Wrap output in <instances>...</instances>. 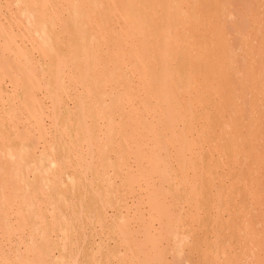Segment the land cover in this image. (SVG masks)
<instances>
[{"label": "rangeland", "instance_id": "374dc122", "mask_svg": "<svg viewBox=\"0 0 264 264\" xmlns=\"http://www.w3.org/2000/svg\"><path fill=\"white\" fill-rule=\"evenodd\" d=\"M33 1L34 0H0V26L3 25L2 28L0 27V30L3 32L2 35L0 31V73L2 74H0V213H3L0 215V264H264V0H236V2L234 0H227L228 2H226V0H210V2L209 0H193L198 15L197 22L199 24L197 29L199 33L197 31L195 37H193L194 46L192 49H188L183 45L180 48L171 47L169 50V55L171 57L169 68L177 72L180 86L187 87V85L190 86L193 83L190 72L191 64L189 65V62H182L183 58L188 57L190 50H195L198 53L202 51L198 59L200 62H195V64L197 65L200 63L199 65L202 69L208 68L211 73V76L203 83L204 90L207 91L206 100L202 105L197 106V108H195L196 110L192 109L193 119L191 123L188 124L189 136H192L190 139H193L192 141L194 142L191 151H189L187 147L185 148V142L175 143L174 146L173 144H169L171 140L170 136H168L169 133L158 123V118L148 119L150 123L153 122L155 124L154 129L157 138L150 135V137H145L143 142L142 140L140 142L134 135V139L131 135L133 124L130 123L131 120L128 117L129 109L125 105L127 109L125 110L122 97L119 98L118 93L121 90L123 91L124 85L126 86L128 82L134 86L137 81H134L132 78H136L134 76L130 77V75H128L129 72H126L124 69L121 71H114V67L118 65L116 63L118 51L116 42L109 41V45H107V42H98V40H94L98 43L94 45L95 42L93 41L92 47L94 48L90 50V57L93 56L90 60L93 59V62L89 61L88 67L84 65L82 70H79L81 68H73L70 64V43L72 38L62 29L66 25L64 20L67 15H69V11L67 12L66 10L67 7H69L68 10L71 11L70 0H49L48 2L52 6L47 4L46 8L48 10L42 6L43 0H35L36 3L32 5L34 3ZM81 1V5L84 7L83 9H85L83 11L85 14H83V16L85 18L82 24L85 25L83 26L85 28L89 26L88 31L92 36L97 33L95 18L99 16L105 17L106 10L113 14V2H115L117 6L129 3H126V0H103L102 2L99 0L98 3L101 7L98 16L94 17L93 15L95 14H92L85 5L86 0ZM95 1L97 2V0ZM195 1H199V4ZM51 2H53V4ZM214 2L218 4L219 2L222 3L223 7L220 4V6L218 4L214 5ZM102 3H104V5H102ZM236 3L239 4V6ZM27 4L29 6H27ZM31 5L33 10L30 8ZM149 5L152 4L149 3ZM102 6H104L103 9L106 6L107 8L103 11ZM180 6L181 9L188 10L185 3L180 4ZM50 8L57 16L52 14ZM231 8L233 10H231ZM24 9L27 12H24ZM215 9L218 10L216 11ZM102 11L105 12V15H101L103 14ZM222 11L224 13H222ZM28 12L32 14L31 17ZM225 13L226 15H223ZM107 14H109L110 17L107 15V17L104 18V20L107 21L104 22L106 27L112 30L111 27L115 28V26H117L116 21H114L115 17L114 14L113 16H111L112 14L110 13ZM53 16H55V18ZM63 16L64 20L62 19ZM86 16L88 19L89 17L92 19L88 21ZM112 17L113 19H111ZM41 18H44L45 22H42ZM30 21L33 22L32 25L30 24L31 27H29L30 25L28 23ZM61 23H63L62 25H64V27L61 26ZM226 23H228V26ZM91 24H94V26ZM203 24H205L204 27ZM3 27L8 28L6 30H8L9 33L7 31L5 33L9 34L10 37L13 36V38L9 36L6 37L4 34L5 30H2L4 29ZM92 27H95V30H93ZM23 29H27V32H29L28 29H30L33 35H31V32L28 34ZM34 29H40L38 31L46 38L44 39V37H41V41L37 40L40 39L38 36L40 34L38 33L36 37L34 35L36 30ZM210 30H212L211 33ZM10 31H15L14 35ZM50 31L53 35L49 34ZM26 34L31 35L32 38H30V36L26 38ZM63 36H65V38ZM223 36L225 38L221 39ZM7 38H9L10 41H8ZM237 38L239 40H237ZM14 39H16V41ZM29 39H32L31 42H34V46ZM49 39L51 43L48 41ZM63 39L64 41H62ZM209 40H212L211 43H214L215 46L214 48L212 46L211 50L206 52L204 49L207 47V44H209ZM100 42L102 46H99ZM52 43L55 44V47H58L53 48ZM35 45L39 48L35 47ZM111 45L112 47H110ZM108 46L110 50H107L109 48ZM101 47H103V50L106 48L105 51H101ZM43 48L48 55L42 52ZM112 49L114 51H112ZM184 49L188 54L184 52ZM97 50L100 51L96 53ZM229 51L230 53H228ZM99 53L100 55L97 56ZM211 54H214V56H211ZM230 54L232 55L230 56ZM102 56H104V59H107L106 61L104 60L105 63L102 61ZM226 57L229 62L226 60ZM94 58L99 60L96 64ZM60 60L63 62L61 63ZM202 62H204V64ZM103 64L105 68L104 66L102 67ZM91 65L93 66L91 67ZM180 66H182V68ZM67 68L70 71L67 70ZM225 68H227V71ZM89 69L90 71H88ZM76 71L82 74V82L78 84H74L71 80L74 74L73 72ZM81 71L89 72V76L85 77ZM108 71L113 74H111L112 76L110 75L109 78H107L108 75L106 74ZM38 72L39 74L36 75ZM59 72L62 73V76H59ZM71 72L72 75L70 74ZM78 72L75 74L78 75ZM226 73L229 75L227 76ZM124 74L128 77H124ZM30 77L33 78L34 82L40 83V88L35 91L36 100L34 101L31 100V87L29 86V89L28 86L26 87V85L31 82ZM122 77L125 79L122 80ZM42 80L43 82H41ZM67 80L70 83H67ZM101 80L102 82H100ZM233 80L241 83L238 84L240 90L236 89L237 83L234 84ZM56 81L59 82L57 83ZM186 81L188 84H186ZM94 82L96 85H93ZM99 82L101 86H99ZM84 84L88 86L85 87ZM109 84L111 86H109ZM67 85L71 87L69 88L70 90L67 88ZM224 85L226 88H224ZM230 86L238 91L239 94L236 92L238 94L237 97L241 96V101L245 97L246 100H244L247 103H245V101L241 102L240 98L238 97V99L236 95L234 98L236 97L235 99L238 101L234 98H229L228 94L232 93L233 90ZM213 88H215V93L213 92L212 94L211 91ZM241 88L245 89L241 91ZM117 90L119 92H117ZM110 91H112V93ZM122 91L120 93H122ZM227 91H230V93H227ZM104 93H106L105 96L103 95ZM97 94L100 98H104L98 100ZM115 94L118 95L116 96ZM233 94H235L234 91ZM233 94L230 95L233 96ZM119 96H121V94ZM214 98L216 101H214ZM225 98L230 104L233 103L232 109L230 108L231 105L229 106L228 104L229 108L226 106L227 103H225L226 107L223 105ZM120 99L121 103H119ZM229 99H231L232 102ZM56 100L59 101L56 103ZM103 100L105 102L101 103ZM116 100L119 101L117 102ZM39 101H41V103L43 102V106L38 105ZM220 101H222V103H219ZM233 101L236 105H234ZM135 102L139 101L137 100ZM36 103L39 107H36ZM86 103L88 104L86 105ZM215 103L216 105L217 103L223 105V110L220 109V106L216 107L214 105ZM239 103L245 108L241 109L242 111L239 109L242 108L238 106ZM97 104L106 106L102 114L103 116L101 114L98 115L102 106L99 107ZM112 104L114 106H112ZM234 106L237 111H240H236L237 113L235 112V114L240 117L239 122L237 121L238 117L234 115ZM41 107H43L45 112H43ZM89 107L93 108L91 110L93 112L88 111ZM36 108H40L38 110H41L42 113H37ZM86 110L90 114L87 113L86 115ZM229 111L232 112L230 113ZM123 113L126 115H123ZM108 114L113 116L108 119L110 117L107 118ZM139 114H142L140 119L145 121V118H147L146 114L142 111L139 112ZM218 114L220 116H218ZM228 114L229 117L227 116ZM230 115L234 116L232 117L233 122L231 121ZM210 116L211 118H209ZM246 120L248 124L245 123ZM117 121L120 122L118 123ZM110 123L115 126L108 125ZM90 125H92V127ZM211 125L214 127L212 128ZM76 126L78 127L77 130H75ZM235 127L238 128L234 129ZM55 128L56 130H54ZM104 128H108L109 131L107 129L106 131ZM214 130L217 132L215 133ZM222 130H224V132L220 133ZM235 130L236 132H234ZM126 131L129 132V134ZM105 133L106 136H104ZM196 133L197 135H195ZM164 135H167L169 139L167 140V137ZM230 136L236 139H232L233 143L232 141L230 142ZM131 137L133 138L132 140L130 139ZM214 137L215 139L216 137L220 138L219 141L214 140ZM127 138L129 139L127 140ZM221 138H227L228 140H222ZM51 139L53 141H51ZM227 141L228 143H226ZM234 141L237 143H234ZM68 143H70V145H68ZM139 143H141V146H139ZM167 143L168 145H166ZM212 143L214 145L216 143V146H212ZM106 144H110V147ZM231 144H237V146L235 145L236 148L233 146L235 150L231 147ZM169 145L170 147H168ZM149 146H151V148ZM220 146L221 148H219ZM137 147H139L140 159L135 158ZM124 148H126V150H124ZM122 149L124 151H121ZM198 150H200V152ZM153 154H155L154 156L156 157H154ZM17 157L19 158L17 159ZM153 157L154 159L156 158L155 161ZM189 158H191L194 163V169L188 167ZM138 159L141 161L142 165L137 164L139 161ZM51 161L52 163L55 161L54 164L56 166L54 164V166L51 165ZM153 161L154 164L152 163ZM201 162L203 163L201 164ZM118 163H120V165H118ZM242 163L243 165H241ZM111 164L113 165L111 166ZM50 165L52 167H50ZM35 175L37 176L35 177ZM71 177H73V179H71L72 181L74 180L73 183H71ZM133 179H136V181ZM3 184L5 185L3 186ZM1 186H3V191ZM95 186H97V188H95ZM19 188H21V190ZM115 188L118 191H116ZM14 190H16L15 193ZM36 191L38 194H36ZM105 193L107 195H105ZM85 195L88 196L86 197ZM19 196L21 199H19ZM47 197L51 202L49 200L47 202ZM69 197L70 200L68 199ZM37 199L41 200L38 201ZM104 199L107 200L105 201ZM3 200L5 201L3 202ZM72 200H74V202ZM101 207L105 208H102V210ZM21 209L24 211H21ZM7 211L9 212L7 213ZM104 214L105 216L102 217ZM5 221L8 224L4 223ZM107 221L109 222L108 224ZM32 229H35V232L32 231ZM44 229L47 230L45 231ZM56 229H58V231ZM11 230L13 231L11 232ZM48 235L49 237L47 238ZM45 238L47 240H45ZM61 238L62 240H59ZM59 256L61 257L59 258Z\"/></svg>", "mask_w": 264, "mask_h": 264}, {"label": "bare ground", "instance_id": "6f19581e", "mask_svg": "<svg viewBox=\"0 0 264 264\" xmlns=\"http://www.w3.org/2000/svg\"><path fill=\"white\" fill-rule=\"evenodd\" d=\"M30 1V0H29ZM49 0H43V5L42 6H44L45 8H46V6H47V4H49V2H48ZM51 1V0H50ZM61 1V0H60ZM83 1H85V0H83ZM98 1L99 0H97V2L95 1V0H86V7H87V9L92 13V14H95V15H93L94 17H96V16H98V13H99V10H100V4L98 3ZM101 2L103 1V0H100ZM109 1V0H108ZM217 1V0H216ZM235 2H236V0H234ZM243 1V0H242ZM34 3L32 4L31 2V4L32 5H34L35 3H36V1L34 0L33 1ZM41 2V1H40ZM56 2V1H55ZM81 0H70V6H71V11L70 10H68L69 9V7H67V12L69 11V15H67V17L65 18V20L63 19L64 18V16L62 17V19L65 21V23H66V25H65V27H64V25H62L63 23H61V26H63L64 28H62V29H64L63 31H65L66 33H68L69 34V37H71L72 38V41H71V43H70V64H71V66H73V68H81V69H79V70H82V67L84 66V65H87V67H88V65H89V61H92L93 62V59H91L90 60V58H93V56L92 57H90V54H91V48H94V47H92L93 46V41L94 40H98V42L99 41H101V42H107V45H109V41H114V42H116V46L118 47L117 49H118V51H117V61H116V63L118 64L117 66H115L114 67V71H121V70H125L126 72L128 71L129 72V74L128 75H130V77L131 76H134L136 79H134V78H132L134 81L136 80L137 82L135 83L134 81V83H135V85L134 86H132V84L130 83V82H128V84L125 86L124 85V88H123V91H122V93H120L121 91L119 90V88H118V90L120 91H118L117 90V92H119L118 94L120 95L121 94V96H119L118 94H115L116 96L118 95V97L119 98H121L122 97V101H123V103H124V106L126 105L127 107H128V109H129V111H128V117H129V119L131 120V122L130 123H132L133 124V128H132V131H131V135H132V137L135 135L136 137H137V139H138V141H140L141 142V140H142V142H143V139L145 138V137H150V135H152L154 138H157V134L155 135V124L153 123V122H149V120L150 119H154V118H158V123L159 124H161L162 126H163V128L164 129H166L167 131H168V133H169V135L168 136H170V143L169 144H173V146H174V144L175 143H180V142H185L186 143V145H185V148L187 147V149L189 150V151H191L192 149H193V146H194V142L190 139V137H192V136H189V130H188V124H190L191 123V121H192V119H193V113H192V109H195V108H197V106H200V105H202L203 103H204V101L206 100V94H207V91H205L204 90V87H203V83L207 80V78H209L210 76H211V73H210V71L208 70V68H204V69H202V67H200V63L199 64H195V62H200V60H198L199 59V56H200V54L202 53V51H200L199 53L197 52V51H195V50H190L189 52H190V54L188 55V57H185V58H183V61L182 62H189V65L191 64V67H190V72H191V76H192V79H193V83L190 85V86H188L187 85V87H183V86H180V82H179V77H178V74H177V72H175L174 70H170V68H169V63H170V61H171V57H170V55H169V50H170V48L171 47H176V48H180V47H182L183 45H185L188 49H192V47L194 46V43H193V37H195V33L198 31L197 29H198V26H199V24H198V22H197V11H196V8H195V4L193 3L194 1L192 0H126V3L127 2H129L128 4H121V5H116L115 4V2H113L114 3V7H113V14H114V17H115V20L114 21H116V24H117V26H115V28H113V27H111V29L112 30H109L107 27H106V24H105V22L107 21V20H104V18L105 17H107V15H109V14H107V13H110V14H112L111 12H108V10H106L107 12H106V16L104 17V16H99V17H97V18H95V22L97 23V28H96V30H97V33L94 35L93 34V36L90 34V32L88 31V28H89V26L88 27H83V26H85L84 24H82V22H83V20H84V16H83V11L85 10V9H83L84 7L81 5ZM196 2V1H195ZM209 2H210V0H209ZM224 2V1H223ZM226 2H228L227 0H226ZM225 2V3H226ZM241 2V1H240ZM245 2V1H244ZM251 2V1H250ZM39 3V2H38ZM52 4H53V2H51ZM111 3V2H110ZM149 3H151L152 5H149ZM182 3H185V5H186V7H187V9L188 10H183V9H181V6H180V4H182ZM196 3H198L199 4V1L198 2H196ZM215 4L214 5H216V4H218V3H216V2H214ZM233 3V2H232ZM238 3V2H237ZM236 3V4H237ZM246 3V2H245ZM41 4H42V2H41ZM56 4V3H55ZM65 4V3H64ZM219 4L222 6V3H220L219 2ZM218 4V5H219ZM241 4H242V2H241ZM32 5H31V7L30 8H32ZM50 5V4H49ZM102 5H104V3H102ZM105 5H106V3H105ZM197 5V4H196ZM202 5V4H201ZM219 5V6H220ZM228 5V4H227ZM238 6H239V4H237ZM27 6H29L28 4H27ZM41 6V7H42ZM50 6H52V5H50ZM43 7V8H44ZM103 7L104 6H102V10L104 11V9H106L107 8V6L103 9ZM223 7V6H222ZM247 7V6H246ZM25 8V7H24ZM111 8V7H110ZM110 8H109V10H110ZM47 9V8H46ZM52 9H53V7H52ZM51 8H50V11L52 10ZM56 9V8H55ZM64 9V8H63ZM201 9H202V6H201ZM201 9H200V11H201ZM238 9V8H237ZM248 9V8H247ZM27 10H28V7H27ZM32 10H33V8H32ZM44 10V9H43ZM48 10V9H47ZM208 10V9H207ZM216 10V9H215ZM218 10V9H217ZM216 10V11H217ZM220 10H221V7H220ZM231 10H233L232 8H231ZM29 11V10H28ZM102 11V13L103 14H101V15H105L104 13L105 12H103ZM223 11H224V9H223ZM222 11V13H224ZM24 12H27L25 9H24ZM52 12V11H51ZM55 12V11H54ZM221 12V11H220ZM219 12V13H220ZM49 13V12H48ZM57 13H59V12H57ZM86 13V12H85ZM200 13V12H199ZM198 13V14H199ZM204 13V12H203ZM218 13V14H219ZM221 13V14H222ZM228 13V12H227ZM235 13V12H234ZM24 14V13H23ZM25 14H27V13H25ZM28 14H29V12H28ZM27 14V15H28ZM52 14H55V13H53L52 12ZM87 14V13H86ZM113 14L111 15V16H113ZM200 14H202V13H200ZM220 14V15H221ZM44 15V14H43ZM56 15V14H55ZM85 15V14H84ZM88 15V14H87ZM223 15H226V13L225 14H223ZM223 15H222V17H223ZM260 15V14H259ZM29 16L31 17L32 16V14H29ZM39 16V15H38ZM57 16V15H56ZM89 16H90V14H89ZM212 16V15H211ZM228 16V15H227ZM54 18H55V16H53ZM61 17V16H60ZM87 17V16H86ZM102 17V18H101ZM109 17H110V15H109ZM204 17V16H203ZM244 17V16H243ZM34 18H36V17H34ZM213 18V17H212ZM211 18V19H212ZM215 18V17H214ZM219 18H220V16H219ZM42 19V18H41ZM87 19H88V17H87ZM89 19H92V18H90L89 17ZM89 19H88V21H89ZM111 19H113V17L111 18ZM236 19V18H235ZM29 20V19H28ZM55 20V19H54ZM62 20V21H63ZM204 20V19H203ZM230 20V19H229ZM42 22H45L44 21V18L41 20ZM57 21H58V19H57ZM105 21V22H104ZM216 21V20H215ZM228 21V20H227ZM232 21V20H231ZM246 21V20H245ZM1 22V21H0ZM37 22V21H36ZM55 22V21H54ZM85 22V21H84ZM92 22H93V20H92ZM110 22V21H109ZM247 22V21H246ZM29 23V25L31 24H33V22L32 21H30V22H28ZM50 23H52V22H50ZM86 23V22H85ZM91 23V22H90ZM210 23V22H209ZM241 23V22H240ZM54 24V23H53ZM52 24V25H53ZM58 24V23H57ZM95 24V23H94ZM94 24L92 25V26H94ZM219 24V23H218ZM221 24H222V22H221ZM221 24H219V25H221ZM0 25H1V23H0ZM25 25V24H24ZM31 25L29 26V27H31ZM45 25V24H44ZM60 25V24H59ZM109 25V24H108ZM218 25V26H219ZM226 25L228 26V23H226ZM234 25V24H233ZM240 25V24H239ZM246 25H247V23H246ZM3 26V25H2ZM2 26H0L1 28H2ZM9 26V25H8ZM7 26V27H8ZM110 26V25H109ZM111 26H113V25H111ZM205 26V24H203V27ZM214 26V25H213ZM222 26V25H221ZM252 26V25H251ZM4 27H6V26H4ZM3 27V28H4ZM9 27H11V26H9ZM23 27H25V26H23ZM41 27H42V25H41ZM52 27V26H51ZM202 27V28H203ZM220 27V26H219ZM218 27V28H219ZM223 27V26H222ZM50 28V27H49ZM93 28V30H95V27H92ZM110 28V27H109ZM213 28V27H212ZM229 28H230V26H229ZM229 28H228V30H229ZM6 29H8V28H4V29H2L3 31H4V34L6 35V37H8L9 36V34H7V33H5L6 31L9 33V31L8 30H6ZM40 29H42V28H40ZM40 29H34V30H36V33H34V35L36 36L38 33L40 34V35H38L39 36V38L40 39H37L36 37V39L37 40H40L41 41V37H44L43 36V34H41L38 30H40ZM215 29H216V26H215ZM221 29V28H220ZM11 30V29H10ZM23 30H25V29H23ZM1 31V30H0ZM26 32H27V29L25 30ZM28 31L29 32H27L28 34L31 32V35H33L32 34V31H30V29H28ZM56 31V30H55ZM211 31L212 30H210V33H211ZM215 31V30H214ZM233 31V30H232ZM2 32V31H1ZM11 32V31H10ZM14 32L15 31H13V32H11V33H13V35H14ZM18 32V31H17ZM17 32H16V35H17ZM52 32H54V31H52ZM19 33V32H18ZM57 33V32H56ZM60 33V32H59ZM198 33H199V31H198ZM197 33V34H198ZM21 34H22V32H21ZM25 34V33H24ZM28 34H26V38H28L27 36H30V38H32V36L31 35H28ZM49 34H52L51 33V31L49 32ZM223 34V33H222ZM2 35H3V32H2ZM11 35V34H10ZM48 35V34H47ZM53 35V34H52ZM60 35V34H59ZM25 36V35H24ZM51 36V35H50ZM58 36V35H57ZM205 36V35H204ZM10 37V36H9ZM12 38H13V36H11ZM10 37V38H11ZM62 37V36H61ZM64 38H65V36H63ZM68 37V38H69ZM227 37V36H226ZM239 37V36H238ZM4 38V37H3ZM14 38H16V37H14ZM46 37H44V39H45ZM50 38V37H49ZM52 38V37H51ZM225 37L223 36L221 39H224ZM247 38V37H246ZM8 39V41H10V39L9 38H7ZM17 39V38H16ZM16 39H14L15 41H16ZM25 39V38H24ZM54 39H56V38H54ZM235 39V38H234ZM28 40V39H27ZM26 40V41H27ZM237 40H239L238 38H237ZM29 41L31 42L32 41V39H29ZM43 41H45V40H43ZM42 41V42H43ZM49 42H50V39L48 40ZM62 41H64V39L62 40ZM210 41V40H209ZM208 41V43L209 44H207V47L204 49L206 52H209L210 50H211V48H212V46H213V48H214V46H215V44L213 43H211L212 42V40L209 42ZM227 41V40H226ZM29 42V43H30ZM38 42V41H37ZM48 42V43H49ZM53 42V41H52ZM57 42V41H56ZM95 42V41H94ZM97 42V43H98ZM101 42L99 43V46L101 45L102 46V44H101ZM214 42V41H213ZM220 42V41H219ZM256 42V41H255ZM22 43V42H21ZM32 43V42H31ZM51 43V42H50ZM61 43V42H60ZM96 42H95V44L94 45H96L97 44ZM223 43H224V41H223ZM253 43V42H252ZM33 44V46H34V42L32 43ZM53 44V43H52ZM65 44V43H64ZM114 44V43H113ZM227 44V43H226ZM61 45V44H60ZM205 45V44H204ZM252 45V44H251ZM261 45V44H260ZM198 46V45H197ZM35 47H37V48H39L38 46H36L35 45ZM51 47V46H50ZM55 47V44H53V48ZM58 46H56L55 48H57ZM104 47V46H103ZM103 47H101V51H105V49L103 50ZM109 47V46H108ZM107 47V48H108ZM110 47H112V45L110 46ZM110 47L107 49V50H110ZM229 47V46H228ZM9 48V47H8ZM10 48H12V47H10ZM27 48V47H26ZM32 48V47H31ZM45 48H46V46H45ZM249 48V47H248ZM15 49V48H14ZM232 49V48H231ZM237 49V48H236ZM39 50V49H38ZM66 50V49H65ZM100 50H97L96 51V53L97 52H99ZM214 50V49H213ZM221 50H222V47H221ZM27 51H29V50H27ZM33 51V50H32ZM40 51V50H39ZM61 51H63V50H61ZM61 51H59V52H61ZM112 51H114L113 49H112ZM42 52L43 53H45L46 55H48V53L46 52V50L43 48V50H42ZM65 52V51H64ZM184 52H187L185 49H184ZM232 52V51H231ZM239 52V51H238ZM40 53V52H39ZM62 53V52H61ZM107 53V52H106ZM109 53H111V52H109ZM213 53V52H212ZM224 53V52H223ZM228 53H230V51L228 52ZM240 53H242V52H240ZM1 54V53H0ZM5 54V53H4ZM27 54V53H26ZM41 54V53H40ZM108 54V53H107ZM187 54H188V52H187ZM28 55V54H27ZM98 55H100V53L99 54H97V56ZM232 54H230V56H231ZM238 55V54H237ZM236 55V56H237ZM35 56V55H34ZM57 56V55H56ZM59 56V55H58ZM109 56V55H108ZM211 56H214V54L212 55L211 54ZM233 56H234V52H233ZM235 56V57H236ZM240 56V55H239ZM258 56V55H257ZM20 57V56H19ZM32 57V56H31ZM95 57V56H94ZM235 57H233V58H235ZM238 57V56H237ZM33 58V57H32ZM42 58V57H41ZM57 58V57H56ZM98 58V57H97ZM97 58H94V60H96ZM101 58H103L102 59V61H106L107 59H104V56H102ZM114 58V57H113ZM245 58V57H244ZM22 59V58H21ZM224 59H225V57H224ZM33 60H34V58H33ZM41 60V59H40ZM181 60V59H180ZM179 60V61H180ZM226 60H227V57H226ZM9 61H11V60H9ZM39 61V60H38ZM61 61V60H60ZM97 61H99V60H96L95 61V64H96V62ZM105 61H104V63H105ZM209 61V60H208ZM214 61V60H213ZM228 61V60H227ZM23 62V61H22ZM26 62V61H25ZM49 62V61H48ZM63 61H61V63H62ZM91 62V63H92ZM215 62V61H214ZM213 62V63H214ZM222 62V61H221ZM229 62V61H228ZM227 62V63H228ZM5 63V62H4ZM11 63V62H10ZM14 63H15V61H14ZM60 63V64H61ZM100 63V62H99ZM103 63V62H102ZM180 63V62H179ZM203 64H204V62H202ZM212 63V64H213ZM251 63V62H250ZM60 64H59V66H60ZM211 64V65H212ZM217 64H218V62H217ZM222 64H223V62H222ZM22 65V64H21ZM50 65V64H49ZM48 65V66H49ZM107 65V64H106ZM112 65V64H111ZM231 65H232V63H231ZM248 65V64H247ZM10 66V65H9ZM20 66V65H19ZM27 66V65H26ZM58 66V67H59ZM93 65H91V67H92ZM96 66V65H95ZM104 66V68H105V65L103 64L102 65V67ZM174 66H175V64H174ZM215 66V65H214ZM258 66V65H257ZM57 67V66H56ZM97 67V66H96ZM108 67V66H107ZM112 67H113V65H112ZM181 68H182V66H180ZM212 67V66H211ZM234 67V66H233ZM12 68V67H11ZM25 68V67H24ZM27 68V67H26ZM60 68V67H59ZM103 68V69H104ZM231 68H232V66H231ZM255 68V67H254ZM259 68V67H258ZM30 69V68H29ZM102 69V70H103ZM185 69V68H184ZM215 69V68H214ZM27 70V69H26ZM67 70H69L68 68H67ZM67 70H66V72H67ZM222 70V69H221ZM225 70L227 71V68H225ZM247 70V69H246ZM39 71V70H38ZM62 71V70H61ZM70 71V70H69ZM73 71H75V70H73ZM88 71H90V69L88 70ZM31 72V71H30ZM40 72V71H39ZM39 72L36 74V75H38L39 74ZM47 72V71H46ZM63 72V71H62ZM76 72H78V71H76ZM76 72H73L74 74L76 73ZM81 72H83V75L86 77V76H89V72H86V71H81ZM102 72V71H101ZM110 74H109V73ZM106 74L108 75V77L107 78H109V76L112 74V72H110V71H108ZM186 72H187V68H186ZM185 72V73H186ZM234 72V71H233ZM8 73H10V72H8ZM80 72H78V75H76L75 74V76H74V74H73V77H71V80L74 82V84H78V83H81L82 82V80H81V76H82V74H79ZM1 74V73H0ZM53 74V73H52ZM59 76H62L61 74L62 73H60L59 72ZM71 75H72V72L70 73ZM92 74V73H91ZM227 74V73H226ZM242 74V73H241ZM2 75V74H1ZM31 75V74H30ZM113 75V74H112ZM111 75V76H112ZM229 74H227V76H228ZM231 75V74H230ZM41 76V75H40ZM44 76V75H43ZM124 77L126 76L125 74L123 75ZM184 76V75H183ZM214 76V75H213ZM226 76V77H227ZM33 77V76H32ZM32 77H30V80H31V82H27L25 85H26V87L28 86V89H29V86L31 87L30 89H31V100L32 101H34V100H36V94H35V91L36 90H38L39 88H40V83H38V82H34V80H33V78ZM56 77H57V70H56ZM126 77H128V76H126ZM250 77V76H249ZM11 78V77H10ZM38 78V77H37ZM43 78V77H42ZM112 79H113V77H111ZM118 78V77H117ZM116 78V79H117ZM234 78V77H233ZM260 78V77H259ZM66 79V78H65ZM85 79V78H84ZM125 78H123L122 77V80H124ZM131 79V78H130ZM191 79V80H192ZM5 80V79H4ZM8 80V79H7ZM32 80H33V82H32ZM35 80H37V79H35ZM38 80H39V78H38ZM44 80V79H43ZM43 80L41 81V82H43ZM59 80V79H58ZM90 80H91V78H90ZM100 80V79H99ZM103 80H104V78H103ZM114 81H116L115 79H113ZM226 80V79H225ZM60 81V80H59ZM58 81V82H59ZM94 81V80H93ZM109 81V80H108ZM132 81V80H131ZM234 81V84L235 83H237V86H236V89L238 90H240V87H239V85L238 84H241L239 81H237L236 82V80H233ZM245 81V80H244ZM247 81V80H246ZM251 81V80H250ZM13 82V81H12ZM57 82V81H56ZM57 82V83H58ZM64 82V81H63ZM69 81L67 80V83H68ZM97 82V81H96ZM100 82H102V80L100 81ZM99 82V86H101V83ZM119 82V81H118ZM187 82V81H186ZM239 82V83H238ZM51 83V82H50ZM56 83V84H57ZM70 83V82H69ZM106 83V82H105ZM125 83V82H124ZM232 83V82H231ZM231 83H230V85H231ZM61 84V83H60ZM87 84V83H86ZM86 84H84L85 85V87H87L88 85H86ZM96 85V83L94 82L93 83V85ZM103 84V83H102ZM120 84H122V83H120ZM186 84H188V82L186 83ZM243 84V83H242ZM245 84V83H244ZM24 85V86H25ZM44 85H46V84H44ZM63 85V84H62ZM61 85V86H62ZM65 85V84H64ZM71 85V84H70ZM83 85V86H84ZM185 85V84H184ZM229 85V84H228ZM8 86V85H7ZM14 86V85H13ZM68 87V89L69 88H71V87H69V85H67ZM77 86V85H76ZM109 86H111L110 84H109ZM233 86V85H232ZM232 86H230V87H232ZM235 86V85H234ZM79 87V86H78ZM228 87V86H227ZM255 87V86H254ZM94 88V87H93ZM111 88V87H110ZM224 88H226L225 87V85H224ZM233 88V90H232V93H230V91H227V93L229 92L231 95L233 94V91L235 92V94H233V96H231L230 94H228L229 95V98L231 97V98H234V96L236 95V97H237V95L239 94L238 93V91H236V90H234V87H232ZM87 89V88H86ZM85 89V90H86ZM117 89V88H116ZM242 89L243 88H241V91H242ZM245 89V88H244ZM243 89V90H244ZM20 90V89H19ZM70 90V89H69ZM88 90V89H87ZM46 91V90H45ZM88 91H90V90H88ZM109 91V90H108ZM256 91V90H255ZM44 92V91H43ZM62 92H64V91H62ZM95 92V91H94ZM111 93H112V91H110ZM116 92V91H115ZM213 92L215 93V88H213L212 89V91H211V93L213 94ZM223 92V91H222ZM238 94H237V93ZM259 92V91H258ZM45 93V92H44ZM217 93V92H216ZM99 94V93H98ZM97 94V97H98V100L99 99H102V98H104V97H99V95ZM105 94L106 93H104L103 95L105 96ZM73 95V94H72ZM227 95V94H226ZM225 95V96H226ZM228 95H227V97H228ZM241 95V94H240ZM243 95V94H242ZM47 96V95H46ZM112 96H113V94H112ZM247 96V95H246ZM57 97V96H56ZM97 97H96V99H97ZM218 97H220V96H218ZM217 97V98H218ZM235 97V98H236ZM239 97V96H238ZM237 97V98H238ZM241 97V96H240ZM239 97V98H240ZM244 97V96H243ZM68 98V97H67ZM113 98V97H112ZM234 98V99H235ZM238 98V99H239ZM247 98V97H246ZM29 99V98H28ZM71 99V98H70ZM219 99V98H218ZM245 99V97L243 98V100L241 101V98H240V101L241 102H243V101H245L244 100ZM38 100V99H37ZM41 100V99H40ZM69 100V99H68ZM139 101V102H135V101ZM230 101H231V99H229ZM233 100V99H232ZM236 100V99H235ZM57 101H59V100H56V103H57ZM64 101V100H63ZM88 101V100H87ZM117 101V100H116ZM119 101V100H118ZM117 101V102H118ZM214 101H216L215 100V98H214ZM227 101V102H226ZM236 101H238V100H236ZM239 101V102H240ZM248 101V100H247ZM36 102V101H35ZM52 102V101H51ZM105 101L103 100V102H101V103H104ZM110 102V101H109ZM109 102H107V103H109ZM212 102V101H211ZM232 102V101H231ZM234 102V101H233ZM39 104V106H41L42 105V103H41V101H39L38 102ZM69 103V102H68ZM100 103V104H101ZM107 103H106V105H107ZM111 103V102H110ZM109 103V104H110ZM119 103H121V99H120V101H119ZM122 103V104H123ZM219 103H222V101H220ZM219 103H217V105H216V103L214 104L216 107L217 106H220L221 108V110H223V105L225 106L226 104L225 103H227V105L226 106H228V104H229V106L231 105V109H232V104L233 103H231L230 104V102H228V100L225 98V102H224V104L223 105H219ZM236 103H238V102H236ZM245 103H247L246 101H245ZM245 103H243V104H245ZM88 103H86V105H87ZM90 104V103H89ZM98 105V104H97ZM97 105H96V107H97ZM119 105V104H118ZM234 105H236L235 104V102H234ZM39 106H37V103H36V107H39ZM43 106V105H42ZM45 106V105H44ZM99 107H101V109L99 110V113H98V115H102L103 114V111H105L104 110V108L106 107V106H104L103 104L100 106V105H98ZM109 106V105H108ZM107 106V107H108ZM112 106H114L113 104H112ZM116 106V105H115ZM126 106H125V110H127L126 109ZM225 106V107H226ZM229 106H228V108H229ZM238 106H241L240 105V103H239V105ZM247 106V105H246ZM53 107V106H52ZM66 107V106H65ZM242 107V106H241ZM42 108V110H43V112H45L44 111V109H43V107H41ZM87 108V107H86ZM91 107H89V110L88 111H91L93 108H91ZM199 108V107H198ZM206 108V107H205ZM205 108H204V111H205ZM235 108V106L233 107V109ZM37 109V108H36ZM38 109H40V108H38ZM37 109V113L39 112V113H42L41 112V110H38ZM57 109V108H56ZM64 109V108H63ZM66 109V108H65ZM79 109V108H78ZM219 109V111L221 112V110ZM225 109V108H224ZM240 110L241 109H245V108H239ZM121 110V109H120ZM196 110V109H195ZM87 110H86V112H85V114L87 115V113H89ZM108 111V110H107ZM112 111H113V109H112ZM116 111H118V110H116ZM144 112L145 114H146V117L147 118H145V121H143L142 119H140V116H142V114L140 115L139 114V112ZM218 111V112H219ZM227 111H228V109H227ZM237 110H236V108L234 109V115H236L235 114V112H236ZM242 111V110H241ZM70 112V111H69ZM91 112H93V111H91ZM110 112V111H109ZM114 112V111H113ZM119 112V111H118ZM195 112V111H194ZM220 112H219V114H220ZM230 113L232 112V111H229ZM228 112V113H229ZM237 112H240V111H237ZM236 112V113H237ZM246 112H247V108H246ZM71 113V112H70ZM82 113H83V111H82ZM106 113V112H105ZM224 113V112H223ZM6 114H7V112H6ZM27 114V113H26ZM90 114V113H89ZM139 114V115H138ZM205 114V113H204ZM218 114V116H220ZM226 114H227V112H226ZM239 114V113H238ZM17 115V114H16ZM15 115V116H16ZM43 115V114H42ZM117 115V114H116ZM120 115H122V114H120ZM123 115H126V114H124L123 113ZM225 115V114H224ZM55 116V115H54ZM60 116V115H59ZM68 116V115H67ZM89 116V115H88ZM103 116V115H102ZM110 116V114H108V116H107V118ZM113 116V115H112ZM112 116H110L108 119H110ZM115 116V115H114ZM228 117H229V114L227 115ZM231 116V115H230ZM237 116V115H236ZM235 116V117H236ZM250 116V115H249ZM30 117H31V115H30ZM57 117V116H56ZM61 117V116H60ZM65 117V116H64ZM72 117V116H71ZM119 117V116H118ZM125 117V116H124ZM198 117V116H197ZM214 117H215V113H214ZM213 117V118H214ZM225 117V116H224ZM232 117H234V116H231V121L233 120V118ZM238 117V122L240 121L239 119H240V117H239V115L237 116ZM242 117V116H241ZM44 118V117H43ZM59 118V117H58ZM62 118V117H61ZM122 118V117H121ZM120 118V119H121ZM209 118H211V116L209 117ZM218 118V117H217ZM227 118V117H226ZM107 119V120H108ZM113 119V118H112ZM111 119V120H112ZM147 119V120H146ZM149 119V120H148ZM208 119V118H207ZM216 119V118H215ZM228 119H230V118H228ZM243 119V118H242ZM255 119V118H254ZM253 119V120H254ZM32 120V119H31ZM54 120H55V118H54ZM61 120V119H60ZM65 120V119H64ZM110 120V121H111ZM114 120V119H113ZM203 120L205 121V119H204V117H203ZM203 120H201V121H203ZM211 120V119H210ZM90 121V120H89ZM102 121V120H101ZM109 121V122H110ZM124 121V120H123ZM236 121V122H237ZM250 121H252V120H250ZM62 122V121H61ZM92 122V121H91ZM118 122V121H117ZM120 122V121H119ZM118 122V123H119ZM233 122V121H232ZM88 123V122H87ZM97 123V122H96ZM105 123V122H104ZM113 123V122H112ZM123 123V122H122ZM201 123V122H200ZM214 123V122H213ZM212 123V124H213ZM242 123H243V121H242ZM241 123V124H242ZM245 123H247V120H246V122ZM250 123V122H249ZM255 123V122H254ZM53 124V123H52ZM201 124H203V123H201ZM225 124V123H224ZM227 124H229V123H227ZM248 124V123H247ZM57 125V124H56ZM55 125V126H56ZM86 125V124H85ZM99 125V124H98ZM108 125H114V124H108ZM108 125H107V127H108ZM197 125V124H196ZM213 125H215V124H213ZM238 125H240V124H238ZM243 125H244V123H243ZM29 126V125H28ZM55 126H53V127H55ZM61 126V125H60ZM67 126V125H66ZM91 127H92V125H90ZM115 126V125H114ZM223 126V125H222ZM232 126H233V124H232ZM235 126V125H234ZM62 127H63V125H62ZM198 127V126H197ZM211 127H212V125H211ZM214 127V126H213ZM212 127V128H213ZM230 127V126H229ZM239 127H241V126H239ZM248 127H249V125H248ZM29 128H30V126H29ZM77 126H76V129L75 130H77ZM112 128V127H111ZM219 128V127H218ZM224 128V127H223ZM226 128V127H225ZM233 128V127H232ZM236 128H238V127H235L234 129H236ZM242 128H244V127H242ZM39 129V128H38ZM105 130L107 129L108 131H109V129L108 128H104ZM115 129H116V127H115ZM123 129V128H122ZM129 129V128H128ZM211 129V128H210ZM227 129V128H226ZM247 129V128H246ZM257 129V128H256ZM54 130H56V128L54 129ZM106 130V131H107ZM111 130V129H110ZM199 130V129H198ZM212 130V129H211ZM220 130H221V128H220ZM227 130H229V129H227ZM61 131V130H60ZM86 131H87V128H86ZM113 131H115V130H113ZM120 131V130H119ZM215 131V130H214ZM231 131V130H230ZM248 131H250V130H248ZM112 132V131H111ZM127 132V131H126ZM217 131H215V133H216ZM224 132V130H222V132H220V133H223ZM232 132V131H231ZM234 132H236V130L234 131ZM242 132V131H241ZM245 132H246V130H245ZM7 133V132H6ZM56 133V132H55ZM54 133V134H55ZM107 133V132H106ZM106 133L104 134V136H106ZM109 133V132H108ZM128 134H129V132H127ZM162 133V132H161ZM167 133V132H166ZM167 133V134H168ZM194 133V132H193ZM230 133V132H229ZM226 134H228V133H226ZM230 134H232V133H230ZM246 134H248V133H246ZM163 135V134H162ZM195 135H197V133L195 134ZM238 135V134H237ZM4 136V135H3ZM69 136H70V134H69ZM108 136H109V134H108ZM107 136V137H108ZM165 136V135H164ZM206 136V135H205ZM204 136V137H205ZM99 137V136H98ZM117 137V136H116ZM120 137V136H119ZM130 138L131 140L134 138ZM165 137H167V135L165 136ZM203 137V136H202ZM211 137V136H210ZM223 137V136H222ZM224 137H225V135H224ZM231 137V136H230ZM246 137V136H245ZM7 138V137H6ZM60 138H61V136H60ZM96 138V137H95ZM106 138V137H105ZM109 138V137H108ZM206 138V137H205ZM217 138L218 137H216V139H215V137H214V140H216V141H219V139L220 138H218V140H217ZM234 138V139H233ZM54 139V138H53ZM102 139V138H101ZM129 138H127V140H128ZM135 139V138H134ZM169 138L167 137V140H168ZM202 139V138H201ZM204 139V138H203ZM222 139V138H221ZM223 139H225V138H223ZM222 139V140H223ZM227 139V138H226ZM225 139V140H226ZM232 139L233 140H236L235 139V137H231V140H230V138H229V140H230V142L232 141ZM239 139H240V137H239ZM242 139V138H241ZM64 140V139H63ZM99 140H100V137H99ZM111 140H112V138H111ZM228 140V139H227ZM243 140V139H242ZM249 140V139H248ZM51 141H53L52 139H51ZM106 141H108V140H106ZM130 141V140H129ZM128 141V142H129ZM135 141V140H134ZM29 142V141H28ZM36 142V141H35ZM59 142V141H58ZM61 142V141H60ZM112 142V141H111ZM145 142V141H144ZM199 142V141H198ZM212 142H213V140H212ZM229 142V143H230ZM239 142V141H238ZM7 143V142H6ZM47 143V142H46ZM107 143V142H106ZM109 143V142H108ZM136 143V142H135ZM148 143V142H147ZM217 143H219V142H217ZM226 143H228V141L226 142ZM232 143H233V141H232ZM234 143H237V142H235L234 141ZM244 143V142H243ZM64 144H66V143H64ZM72 144H73V141H72ZM84 144V143H83ZM112 144V143H111ZM200 144V143H199ZM204 144H205V142H204ZM27 145H28V143H27ZM67 145V144H66ZM68 145H70V143H68ZM105 145V144H104ZM107 145V144H106ZM110 145V144H109ZM109 145H107L108 147H110ZM166 145H168V143L166 144ZM228 145V144H227ZM232 146L231 147H235L236 148V146H237V144H231ZM236 145V146H235ZM8 146V145H7ZM63 146V145H62ZM136 146H138V145H136ZM139 146H141V143H139ZM162 146V145H161ZM178 146V145H177ZM212 146H216V143H215V145L212 143ZM68 147V146H67ZM71 147H72V145H71ZM103 147V146H102ZM126 147V146H125ZM130 147V146H129ZM150 148H151V146H149ZM154 147V146H153ZM164 147V146H163ZM168 147H170V145L168 146ZM225 147H227V146H225ZM234 147H233V149H234ZM30 148V147H29ZM66 148V147H65ZM82 148V147H81ZM80 148V149H81ZM116 148V147H115ZM131 148V147H130ZM143 148V147H142ZM172 148V147H171ZM205 148H207V147H205ZM219 148H221V146L219 147ZM242 148H244V147H242ZM241 148V149H242ZM106 149H107V147H106ZM214 149V148H213ZM223 149H224V147H223ZM227 149H229V148H227ZM25 150V149H24ZM88 150V149H87ZM124 150H126V148H124ZM123 149L121 150V151H124ZM143 150V149H142ZM158 150V149H157ZM235 150V149H234ZM240 150V149H239ZM56 151V150H55ZM72 151V150H71ZM104 151V150H103ZM103 151H101V152H103ZM118 151V150H117ZM166 151V150H165ZM169 151V150H168ZM167 151V152H168ZM183 151V150H182ZM199 152H200V150H198ZM228 151V150H227ZM256 151V150H255ZM50 152V151H49ZM68 152V151H67ZM76 152H78V151H76ZM157 152V151H156ZM217 152V151H216ZM220 152V151H219ZM224 152V151H223ZM72 153V152H71ZM117 153V152H116ZM126 153V152H125ZM131 153V152H130ZM137 154H136V157L135 158H141V156H140V154H139V147H137V152H136ZM149 153V152H148ZM148 153H146V154H148ZM10 154V153H9ZM67 154H69V153H67ZM142 154V153H141ZM164 154V153H163ZM175 154V153H174ZM14 155V154H13ZM48 155V154H47ZM72 155V154H71ZM74 155V154H73ZM101 155V154H100ZM104 155V154H103ZM133 155V154H132ZM155 154H153V156H154ZM202 155V154H201ZM221 155V154H220ZM46 156V155H45ZM85 156H86V154H85ZM233 156V155H232ZM235 156V155H234ZM245 156V155H244ZM4 157V156H3ZM7 157V156H6ZM55 157V156H54ZM104 157V156H103ZM123 157V156H122ZM154 157H156V156H154ZM154 157H153V159H154ZM158 157V156H157ZM166 157H168V156H166ZM19 157H17V159H18ZM74 158H75V156H74ZM130 158V157H129ZM143 158V157H142ZM192 158V157H191ZM191 158H189L188 160H189V165H188V167L189 168H191V169H194L195 168V166H194V163H193V161L191 160ZM194 158V157H193ZM210 158V157H209ZM226 158V157H225ZM53 159H55V158H53ZM99 159V158H98ZM98 159H96V160H98ZM102 159V158H101ZM108 159V158H107ZM116 159V158H115ZM128 159V158H127ZM138 159V160H139ZM156 159V158H155ZM155 159H154V161H155ZM231 159V158H230ZM21 160V159H20ZM91 160V159H90ZM137 160V161H138ZM225 160V159H224ZM233 160H234V158H233ZM73 161V160H72ZM100 161V160H99ZM108 161V160H107ZM130 161V160H129ZM140 161V160H139ZM138 161V162H139ZM154 161L152 162L153 164H154ZM182 161V160H181ZM180 161V162H181ZM232 161V160H231ZM236 161V160H235ZM243 161H244V159H243ZM101 162V161H100ZM127 162V161H126ZM137 162V164H141V161L138 163ZM179 162V163H180ZM198 162V161H197ZM51 163H52V161H51ZM54 163H55V161H54ZM54 163H52L51 165H53ZM62 163H63V161H62ZM110 163V162H109ZM108 163V164H109ZM117 163V162H116ZM120 163H122V162H120ZM120 163H118V165H120ZM131 163V162H130ZM170 163H171V161H170ZM187 163V162H186ZM203 162H201V164H202ZM209 163V162H208ZM211 163V162H210ZM224 163V162H223ZM244 163V162H243ZM243 163L241 164V165H243ZM48 164V163H47ZM57 164V163H56ZM60 164V163H59ZM69 164V163H68ZM78 164V163H77ZM125 164V163H124ZM128 164V163H127ZM199 164V163H198ZM227 164V163H226ZM232 164V163H231ZM50 165V167H52ZM55 165V164H54ZM53 165V166H54ZM66 165V164H65ZM80 165V164H79ZM79 165H77L78 167H80ZM110 165V164H109ZM113 164H111V166H112ZM142 165V164H141ZM141 165H140V167H141ZM172 165V164H171ZM235 165V164H234ZM233 165V166H234ZM20 166H21V164H20ZM20 166H18V167H20ZM56 166V165H55ZM88 166V165H87ZM96 166V165H95ZM122 166V165H121ZM176 166V165H175ZM186 166V165H185ZM11 167V166H10ZM22 167V166H21ZM20 167V168H21ZM94 167V166H93ZM120 167V166H119ZM131 167V166H130ZM162 167V166H161ZM202 167V166H201ZM224 167V166H223ZM235 167V166H234ZM55 168V167H54ZM64 168V167H63ZM70 168V167H69ZM109 168V167H108ZM113 168V167H112ZM112 168H111V170H112ZM125 168H127V167H125ZM231 168H232V166H231ZM237 168V167H236ZM61 169V168H60ZM68 169V168H67ZM77 169V168H76ZM114 169V168H113ZM139 169V168H138ZM150 169V168H149ZM180 169H181V167H180ZM186 169V168H185ZM43 170V169H42ZM51 170V169H50ZM96 170V169H95ZM127 170V169H126ZM239 170V169H238ZM63 171V170H62ZM97 171V170H96ZM225 171V170H224ZM2 172H4V171H2ZM52 172H53V170H52ZM83 172V171H82ZM116 172V171H115ZM198 172V171H197ZM220 172V171H219ZM59 173V172H58ZM62 173V172H61ZM66 173V172H65ZM64 173V174H65ZM68 173V172H67ZM133 173V172H132ZM112 174V173H111ZM117 174V173H116ZM121 175V174H120ZM126 175H127V173H126ZM125 175V176H126ZM137 175V174H136ZM141 175V174H140ZM197 175H198V173H197ZM37 175H35V177H36ZM51 176H53V175H51ZM109 176V175H108ZM107 176V177H108ZM166 176V175H165ZM174 176V175H173ZM183 176V175H182ZM221 176V175H220ZM83 177V176H82ZM24 178V177H23ZM50 178V177H49ZM58 178H59V176H58ZM111 178V177H110ZM132 178V177H131ZM157 178V177H156ZM174 178V177H173ZM172 178V179H173ZM9 179V178H8ZM16 179V178H15ZM39 179H40V177H39ZM52 179V178H51ZM71 179H73V177H71L70 178V180ZM105 179H106V177H105ZM108 179V178H107ZM221 179V178H220ZM10 180V179H9ZM35 180V179H34ZM59 180V179H58ZM69 180V179H68ZM77 180V179H76ZM111 180V179H110ZM131 180V179H130ZM133 180H135L136 181V179H133ZM151 180V179H150ZM175 180V179H174ZM3 181V180H2ZM16 181V180H15ZM14 181V182H15ZM37 181V180H36ZM35 181V182H36ZM74 181V180H73ZM73 181L71 180V183H73ZM78 181V180H77ZM91 181V180H90ZM98 181H99V179H98ZM103 181V180H102ZM113 181H115V180H113ZM137 181H138V179H137ZM148 181V180H147ZM190 181V180H189ZM59 182V181H58ZM57 182V183H58ZM122 182H123V180H122ZM124 182H126V181H124ZM178 182V181H177ZM221 182V181H220ZM51 183V182H50ZM82 183V182H81ZM81 183H79V184H81ZM106 183V182H105ZM114 183V182H113ZM13 184V183H12ZM12 184H11V186H12ZM131 184V183H130ZM186 184V183H185ZM5 184H3V186H4ZM15 185H16V183H15ZM33 185V184H32ZM77 185H78V183H77ZM114 185V184H113ZM116 185V184H115ZM142 185V184H141ZM158 185V184H157ZM178 185V184H177ZM199 185V184H198ZM3 186H1V189H2V187ZM10 186V187H11ZM22 186H23V183H22ZM53 186V185H52ZM104 186V185H103ZM131 186H132V184H131ZM131 186H129V187H131ZM34 187V186H33ZM39 187H40V185H39ZM42 187V186H41ZM59 187V186H58ZM75 187H77V186H75ZM83 187V186H82ZM143 187V186H142ZM186 187V186H185ZM184 187V188H185ZM245 187H246V185H245ZM5 188V187H4ZM23 188V187H22ZM28 188V187H27ZM86 188V187H85ZM95 188H97V186H95ZM111 188V187H110ZM134 188V187H133ZM11 189H12V187H11ZM15 189V188H14ZM20 190H21V188H19ZM188 189V188H187ZM24 190H25V187H24ZM28 190H29V188H28ZM56 190V189H55ZM109 190V189H108ZM115 190H116V188H115ZM137 190V189H136ZM177 190V189H176ZM175 190V191H176ZM256 190V189H255ZM2 191H3V189H2ZM15 191L16 190H14V193H15ZM23 191V190H22ZM33 191L35 192V190H34V188H33ZM45 191V190H44ZM74 191H75V189H74ZM98 191V190H97ZM116 191H118V190H116ZM134 191V190H133ZM154 191V190H153ZM1 192V191H0ZM54 192V191H53ZM55 192H57V191H55ZM77 192H81V191H77ZM100 192V191H99ZM98 192V193H99ZM200 192V191H199ZM46 193V192H45ZM57 193H59V192H57ZM75 193V192H74ZM115 193V192H114ZM136 193V192H135ZM176 193V192H175ZM12 194V193H11ZM36 194H38L37 193V191H36ZM41 194H42V192H41ZM72 194H73V192H72ZM78 194V193H77ZM80 194V193H79ZM103 194H104V192H103ZM154 194V193H153ZM238 194V193H237ZM1 195V194H0ZM16 195V194H15ZM23 195V194H22ZM21 195V196H22ZM30 195V194H29ZM48 195V194H47ZM52 195V194H51ZM105 195H107L106 193H105ZM115 195V194H114ZM117 195V194H116ZM141 195V194H140ZM226 195H227V193H226ZM24 196V195H23ZM55 196V195H54ZM80 196V195H79ZM83 196V195H82ZM86 197L88 196V195H85ZM154 196V195H153ZM238 196V195H237ZM4 197H5V195H4ZM20 197V196H19ZM33 197V196H32ZM113 197V196H112ZM133 197V196H132ZM44 198V197H43ZM50 198V197H49ZM104 198V197H103ZM150 198H151V196H150ZM19 199H21V197L19 198ZM24 199H25V197H24ZM65 199V198H64ZM69 200H70V197L68 198ZM109 199V198H108ZM1 200V199H0ZM34 200V199H33ZM38 200V199H37ZM41 200V199H40ZM40 200H38V201H40ZM48 197H47V202H48ZM89 200V199H88ZM105 200V199H104ZM107 200V199H106ZM105 200V201H106ZM114 200H116V199H114ZM5 200H3V202H4ZM9 201V200H8ZM24 201V200H23ZM50 201V200H49ZM73 202H74V200H72ZM71 201V202H72ZM110 201H112V200H110ZM2 202V203H3ZM46 202V203H47ZM51 202V201H50ZM60 202H61V200H60ZM90 202H91V200H90ZM102 202V201H101ZM126 202V201H125ZM124 202V203H125ZM156 202V201H155ZM185 202V201H184ZM20 203V202H19ZM31 203H32V201H31ZM36 203H38V202H36ZM105 203V202H104ZM118 203V202H117ZM10 204V203H9ZM24 204V203H23ZM41 204V203H40ZM51 204V203H50ZM1 205V204H0ZM21 205H22V203H21ZM33 205V204H32ZM49 205V204H48ZM181 205V204H180ZM4 206V205H3ZM2 206V207H3ZM20 206V205H19ZM24 206V205H23ZM29 206V205H28ZM40 206V205H39ZM60 206H62V205H60ZM94 206V205H93ZM1 207V206H0ZM7 207V206H6ZM35 207V206H34ZM109 207V206H108ZM107 207V208H108ZM112 207H113V205H112ZM118 207V206H117ZM251 207V206H250ZM61 208V207H60ZM102 208H105V207H101V209ZM12 209V208H11ZM14 209V208H13ZM39 209V208H38ZM159 209V208H158ZM17 210H19V209H17ZM34 210V209H33ZM48 210V209H47ZM96 210V209H95ZM98 210V209H97ZM103 210V209H102ZM5 211V210H4ZM9 211H11V210H9ZM9 211H7V213L9 212ZM21 211H24V210H22L21 209ZM35 211H36V209H35ZM54 211V210H53ZM62 211V210H61ZM66 211V210H65ZM34 212V211H33ZM40 212V211H39ZM42 212V211H41ZM48 212V211H47ZM59 212V211H58ZM67 212V211H66ZM96 212V211H95ZM160 212V211H159ZM185 212V211H184ZM205 212V211H204ZM222 212V211H221ZM2 213V212H1ZM1 213H0V215H1ZM28 213H30V212H28ZM32 213V212H31ZM104 213V212H103ZM157 213V212H156ZM171 213V212H170ZM255 213V212H254ZM260 213V212H259ZM3 214V213H2ZM24 214V213H23ZM64 214V213H63ZM98 214V213H97ZM24 215H26V214H24ZM50 215V214H49ZM160 215V214H159ZM184 215V214H183ZM187 215V214H186ZM202 215V214H201ZM247 215V214H246ZM260 215H261V213H260ZM8 216V215H7ZM27 216V215H26ZM29 216H31V215H29ZM38 216V215H37ZM59 216V215H58ZM74 216V215H73ZM78 216V215H77ZM103 216H105V214L104 215H102V217ZM185 216V215H184ZM1 217V216H0ZM9 217V216H8ZM7 217V218H8ZM10 217H11V215H10ZM12 217H13V215H12ZM16 217V216H15ZM39 217V216H38ZM37 217V218H38ZM43 217V216H42ZM54 217V216H53ZM96 217H97V215H96ZM187 217H188V215H187ZM6 218V217H5ZM34 218V217H33ZM108 218V217H107ZM3 219V218H2ZM36 219V218H35ZM62 219V218H61ZM79 219V218H78ZM4 220V219H3ZM10 220H11V218H10ZM15 220V219H14ZM44 220H45V218H44ZM54 220V219H53ZM76 220V219H75ZM97 220V219H96ZM96 220H95V222H96ZM100 220V219H99ZM36 221V220H35ZM181 221V220H180ZM264 221V220H263ZM19 222V221H18ZM29 222V221H28ZM49 222V221H48ZM100 222V221H99ZM189 222V221H188ZM4 223H6V221L4 222ZM10 223V222H9ZM12 223V222H11ZM31 223H34V222H31ZM62 223H64V222H62ZM78 223V222H77ZM85 223V222H84ZM109 222L107 221V224H108ZM6 224H8V223H6ZM28 224V223H27ZM35 224H36V222H35ZM246 224H247V221H246ZM4 225V224H3ZM19 225V224H18ZM22 225V224H21ZM24 225V224H23ZM33 225V224H32ZM41 225V224H40ZM54 225V224H53ZM56 225V224H55ZM95 225H96V223H95ZM98 225V224H97ZM20 226V225H19ZM18 226V227H19ZM49 226V225H48ZM212 226V225H211ZM5 227V226H4ZM9 227H10V224H9ZM21 227V226H20ZM41 227V226H40ZM51 227V226H50ZM54 227V226H53ZM60 227H61V225H60ZM93 227V226H92ZM6 228V227H5ZM29 228V227H28ZM32 228H33V226H32ZM46 228H47V226H46ZM62 228V227H61ZM64 228V227H63ZM94 228V227H93ZM98 228H99V226H98ZM2 229V228H1ZM13 229V228H12ZM19 229V228H18ZM51 229H53V228H51ZM74 229H75V227H74ZM79 229V228H78ZM95 229V228H94ZM35 230V229H34ZM33 229H32V231H34ZM45 230V229H44ZM43 230V231H44ZM47 230V229H46ZM45 230V231H46ZM57 231H58V229H56ZM262 230V229H261ZM2 231H3V229H2ZM1 231V232H2ZM5 231V230H4ZM13 230H11V232H12ZM21 231V230H20ZM31 231V232H32ZM40 231V230H39ZM53 231V230H52ZM7 232H8V229H7ZM23 232V231H22ZM35 232V231H34ZM48 232V231H47ZM68 232H69V230H68ZM81 232V231H80ZM84 232V231H83ZM93 232V231H92ZM91 232V233H92ZM108 232V231H107ZM17 233V232H16ZM53 233H54V231H53ZM56 233V232H55ZM101 233V232H100ZM99 233V234H100ZM142 233V232H141ZM147 233V232H146ZM146 233H145V236H146ZM241 233V232H240ZM10 234V233H9ZM32 234V233H31ZM35 235H37V234H35ZM42 235H44V234H42ZM61 235V234H60ZM89 235V234H88ZM158 235V234H157ZM261 235V234H260ZM33 236V235H32ZM160 236V235H159ZM44 237V236H43ZM49 237V235L47 236V238ZM53 237V236H52ZM72 237V236H71ZM74 237V236H73ZM83 237V236H82ZM92 237V236H91ZM135 237V236H134ZM236 237V236H235ZM259 237V236H258ZM35 238H36V236H35ZM60 238V237H59ZM136 238V237H135ZM160 238V237H159ZM9 239V238H8ZM28 239V238H27ZM39 239V238H38ZM132 239V238H131ZM30 240V239H29ZM33 240V239H32ZM40 240V239H39ZM45 240H47L46 238H45ZM59 240H62V238L61 239H59ZM96 240V239H95ZM140 240V239H139ZM143 240V239H142ZM81 241V240H80ZM35 242V241H34ZM84 242V241H83ZM26 243V242H25ZM61 243V242H60ZM69 243V242H68ZM95 243H96V241H95ZM32 244H33V242H32ZM100 244V243H99ZM31 245V244H30ZM101 245V244H100ZM87 247V246H86ZM96 247V246H95ZM240 247V246H239ZM33 248V247H32ZM128 248V247H127ZM255 248V247H254ZM40 249V248H39ZM60 249V248H59ZM94 249V248H93ZM97 250V249H96ZM80 251V250H79ZM239 251V250H238ZM254 251V250H253ZM61 252V251H60ZM93 252V251H92ZM96 252V251H95ZM159 252V251H158ZM62 254H63V252H62ZM65 254V253H64ZM71 254H72V249H71ZM233 254V253H232ZM64 256V255H63ZM61 256H59V258H60ZM92 257V256H91ZM66 259H68V258H66ZM87 259V258H86ZM65 260V259H64ZM248 260V259H247ZM70 261V260H69ZM60 262V261H59ZM76 262V261H75ZM74 262V263H75ZM251 262V261H250ZM71 263V262H70ZM105 263V262H104ZM127 263V262H126Z\"/></svg>", "mask_w": 264, "mask_h": 264}]
</instances>
